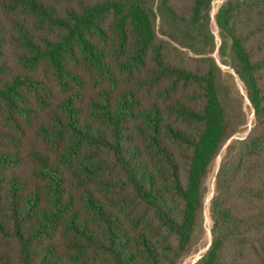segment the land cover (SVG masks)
<instances>
[{
    "label": "trees",
    "instance_id": "obj_1",
    "mask_svg": "<svg viewBox=\"0 0 264 264\" xmlns=\"http://www.w3.org/2000/svg\"><path fill=\"white\" fill-rule=\"evenodd\" d=\"M213 2L0 0V264H181L247 106L193 264H264V0Z\"/></svg>",
    "mask_w": 264,
    "mask_h": 264
},
{
    "label": "rangeland",
    "instance_id": "obj_2",
    "mask_svg": "<svg viewBox=\"0 0 264 264\" xmlns=\"http://www.w3.org/2000/svg\"><path fill=\"white\" fill-rule=\"evenodd\" d=\"M224 1L225 0H214V2L212 4V11H211L212 29H213V32L215 34L218 46L220 45L221 39H220V36H219L218 27H217V25L215 23V15H216L218 9L220 8V6L222 5V3ZM214 56H215L217 62L219 63V65L221 66V68L225 72L233 73V71L229 68V66H227L225 63H223L221 61V59L219 58L218 48H217L216 52L214 53ZM235 78H236V82H237V85H238L239 89L243 92L241 83L239 82L237 77H235ZM246 110L249 113V117H250L248 130L243 132V133L237 134L236 136H234L232 139L229 140V142L225 145V147L221 151V154L218 156V158H217V160L215 162V168L213 170V173L209 177V180H208V193H207L206 200H205V210H204L205 234L203 235L201 240L198 242L195 250L191 254L186 256L182 260L181 264H193V263H195L206 252V250L208 249V247L210 245V241H211V232H210V229H211L210 200H211V198L213 196V192H214V182H215L214 176H215V173H216V171H217V169H218V167L220 165V162H221L223 156L226 153L227 146L232 141L244 138L249 132V129H250V127L252 125V121H253V114H252V111H251L249 106H247Z\"/></svg>",
    "mask_w": 264,
    "mask_h": 264
}]
</instances>
